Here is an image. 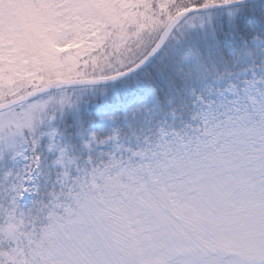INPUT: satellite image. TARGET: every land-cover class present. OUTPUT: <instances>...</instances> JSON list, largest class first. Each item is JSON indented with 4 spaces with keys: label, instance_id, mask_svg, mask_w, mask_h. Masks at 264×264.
I'll return each instance as SVG.
<instances>
[{
    "label": "snow or ice",
    "instance_id": "1",
    "mask_svg": "<svg viewBox=\"0 0 264 264\" xmlns=\"http://www.w3.org/2000/svg\"><path fill=\"white\" fill-rule=\"evenodd\" d=\"M0 264H264V0H0Z\"/></svg>",
    "mask_w": 264,
    "mask_h": 264
}]
</instances>
